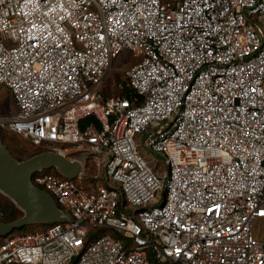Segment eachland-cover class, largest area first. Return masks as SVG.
Wrapping results in <instances>:
<instances>
[{"label":"built area","instance_id":"built-area-1","mask_svg":"<svg viewBox=\"0 0 264 264\" xmlns=\"http://www.w3.org/2000/svg\"><path fill=\"white\" fill-rule=\"evenodd\" d=\"M263 24L264 0H0V128L83 166L32 175L68 220L6 236L0 264H264Z\"/></svg>","mask_w":264,"mask_h":264},{"label":"water","instance_id":"water-1","mask_svg":"<svg viewBox=\"0 0 264 264\" xmlns=\"http://www.w3.org/2000/svg\"><path fill=\"white\" fill-rule=\"evenodd\" d=\"M52 169L68 179H76L83 172L81 162L72 160L65 152L46 151L18 161L0 141V191L24 213L15 221L0 222V237L9 236L31 224H54L68 220L53 198L31 181L36 172Z\"/></svg>","mask_w":264,"mask_h":264},{"label":"rangeland","instance_id":"rangeland-1","mask_svg":"<svg viewBox=\"0 0 264 264\" xmlns=\"http://www.w3.org/2000/svg\"><path fill=\"white\" fill-rule=\"evenodd\" d=\"M264 29V24H263ZM136 59H134L129 52H124L118 61H116L108 73V75L104 78L100 85V90L105 92L108 96H114L117 94V85L123 83L124 75L123 70L125 67L130 66L134 63ZM16 112V107L14 102L12 101L11 95L6 87L0 85V120L8 118L10 115H14ZM2 129V128H1ZM0 129V141L2 144L8 149L12 157L18 161H25L28 160L42 152L43 149H37L30 145V143L23 139L22 137L11 134L8 132H1ZM3 130V129H2ZM67 148H69L67 146ZM42 150V151H41ZM73 150L69 149L67 155L72 160H78V155H72ZM144 155V154H143ZM150 155V154H149ZM84 157V156H83ZM151 158H153L150 155ZM80 160V159H79ZM103 164L104 159L102 157H95L92 155L86 156V173L81 180H77L84 185L87 191H93L96 186L102 184L104 182L103 176ZM12 208L16 209V213L14 216H11L8 210ZM24 215L23 211L17 207V205L5 194L0 191V222H12ZM262 225V221L258 220L255 224L256 231L257 228H260ZM45 226L44 224H31L24 228H27L26 231L32 230H40L43 229ZM17 233V232H15ZM259 238L264 237V232L258 235ZM3 237H0V241Z\"/></svg>","mask_w":264,"mask_h":264},{"label":"trees","instance_id":"trees-1","mask_svg":"<svg viewBox=\"0 0 264 264\" xmlns=\"http://www.w3.org/2000/svg\"><path fill=\"white\" fill-rule=\"evenodd\" d=\"M129 94H130V92H129V90L128 89H124L122 92H121V95L122 96H129ZM1 129V128H0ZM1 132H4V129L2 130L1 129ZM5 132H8V133H11V132H9V131H6L5 130ZM11 134H14V133H11ZM16 135V134H15ZM19 136V135H18ZM21 137V136H20ZM24 139V138H23ZM29 142V141H28ZM30 143V142H29ZM30 145L32 146V147H34V148H37V149H43V151H48V148L46 147V146H41V147H36V146H34V145H32L31 143H30ZM42 151V150H41ZM47 172H50V173H52V174H54V175H58V176H61L60 174H58V172L56 171V170H54V169H52V170H48ZM9 211V213H10V215L11 216H14V214L16 213V209L15 208H12L11 210H8ZM44 228L43 229H40V230H46L48 227H50L51 226V224H44ZM26 229L27 228H23V229H21V230H17V231H15V232H33V231H37V230H32V231H26ZM14 232V233H15ZM3 238H5V237H3ZM2 238V239H3Z\"/></svg>","mask_w":264,"mask_h":264},{"label":"crops","instance_id":"crops-1","mask_svg":"<svg viewBox=\"0 0 264 264\" xmlns=\"http://www.w3.org/2000/svg\"><path fill=\"white\" fill-rule=\"evenodd\" d=\"M15 114V113H14ZM11 116V115H10Z\"/></svg>","mask_w":264,"mask_h":264}]
</instances>
